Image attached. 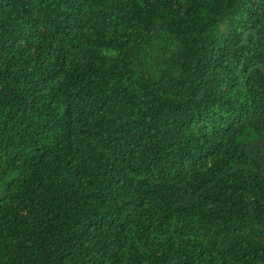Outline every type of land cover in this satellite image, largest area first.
<instances>
[{
  "label": "trees",
  "instance_id": "trees-1",
  "mask_svg": "<svg viewBox=\"0 0 264 264\" xmlns=\"http://www.w3.org/2000/svg\"><path fill=\"white\" fill-rule=\"evenodd\" d=\"M0 264H264V0H0Z\"/></svg>",
  "mask_w": 264,
  "mask_h": 264
}]
</instances>
